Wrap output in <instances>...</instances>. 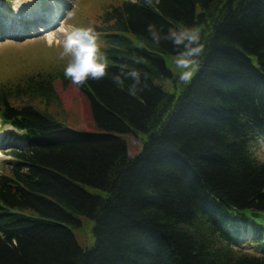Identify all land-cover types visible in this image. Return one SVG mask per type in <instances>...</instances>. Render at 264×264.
I'll list each match as a JSON object with an SVG mask.
<instances>
[{
  "label": "trees",
  "instance_id": "obj_1",
  "mask_svg": "<svg viewBox=\"0 0 264 264\" xmlns=\"http://www.w3.org/2000/svg\"><path fill=\"white\" fill-rule=\"evenodd\" d=\"M149 23L200 28L205 52L188 85L166 67L175 50L151 41ZM92 28L109 75L78 90L97 132L47 111L57 100L50 75L0 87V123L16 144L0 174V264H264L236 248L264 240V161L253 153L264 141V0H123ZM125 65L150 90L132 97L131 81L117 86L111 76ZM82 217L92 247L74 234Z\"/></svg>",
  "mask_w": 264,
  "mask_h": 264
},
{
  "label": "rangeland",
  "instance_id": "obj_2",
  "mask_svg": "<svg viewBox=\"0 0 264 264\" xmlns=\"http://www.w3.org/2000/svg\"><path fill=\"white\" fill-rule=\"evenodd\" d=\"M122 1L25 0L21 3L22 5L31 3L39 7L34 14L28 13V16L19 18L18 22L21 26L17 30L11 29L9 26L6 29L4 24V19L7 18L4 15V9L6 5L12 9L13 0L0 2V87L24 85L29 76L36 74L43 75H40L39 78L50 75L57 100L50 102V105L46 107L47 111L68 128L81 132H97L87 101L80 94L78 88L64 77L63 69L66 60L60 58L62 45L57 43L59 34L50 36L45 33L56 29L61 21L66 26L92 27L98 23V18L104 10L110 6L118 5ZM69 13H71L70 17ZM50 37L51 42L49 43ZM98 43L101 46L100 40ZM173 57L174 55H165L164 60L166 67L174 74ZM165 89L172 90L170 83L166 84ZM30 103L40 109H43L46 104L39 99L30 100ZM14 133L13 128L0 123V174L8 173V152L16 145L9 136ZM123 139L127 144L129 155H135L140 151L141 145L138 139L130 135L123 136ZM253 153L258 160L264 161V141L253 149ZM81 222V227L74 230L76 239L82 247H92L94 238L91 233V221L82 217ZM248 240L250 238H246L240 244L241 246L237 245L236 248L256 255L255 247L251 245L254 240L250 242ZM255 245L261 249L264 246V240L263 244L256 243ZM259 253L264 255V248Z\"/></svg>",
  "mask_w": 264,
  "mask_h": 264
},
{
  "label": "clouds",
  "instance_id": "obj_3",
  "mask_svg": "<svg viewBox=\"0 0 264 264\" xmlns=\"http://www.w3.org/2000/svg\"><path fill=\"white\" fill-rule=\"evenodd\" d=\"M25 0H13V11H18L19 5ZM137 3L138 0H131ZM158 3L159 0H156ZM148 5L152 0H145ZM69 17L71 13L68 14ZM146 31L151 41L159 45L161 42L172 44L175 55L172 63L175 69V78L181 85H188L196 73L200 70L205 46L201 42V30L196 26L169 27L165 32L163 26L157 28L155 24L149 23ZM57 34H59L57 36ZM45 35L57 36V43L62 45L60 58L66 60L63 69L65 79L69 80L77 88H83L89 80L101 81L108 77L109 60L107 55L101 51L98 43L100 34L92 27H77L65 25L63 21L53 31ZM142 57H135L134 63H142ZM117 86H122L126 81L128 95L135 97L138 93L150 90L147 78L136 68L125 65L120 71L111 76Z\"/></svg>",
  "mask_w": 264,
  "mask_h": 264
},
{
  "label": "bare ground",
  "instance_id": "obj_4",
  "mask_svg": "<svg viewBox=\"0 0 264 264\" xmlns=\"http://www.w3.org/2000/svg\"><path fill=\"white\" fill-rule=\"evenodd\" d=\"M13 7H14V4L12 6V9H9L8 6L6 5V8L4 9V15H6L7 18L4 19L5 20L4 24L6 26V29L9 26V28L11 27V29L14 28L17 30L21 26L20 22H18L19 18L21 17L24 18V16H27L28 13L34 14L35 10L38 9L39 6L33 5L31 3H28L26 5L20 4L18 11H13ZM41 22H43V20H41ZM40 29L42 30V27H40ZM48 42L49 43L51 42V37L48 39Z\"/></svg>",
  "mask_w": 264,
  "mask_h": 264
}]
</instances>
